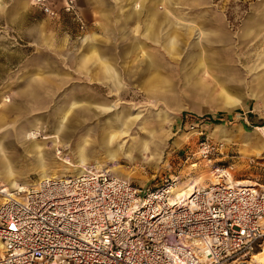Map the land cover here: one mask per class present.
<instances>
[{"label":"rangeland","instance_id":"rangeland-1","mask_svg":"<svg viewBox=\"0 0 264 264\" xmlns=\"http://www.w3.org/2000/svg\"><path fill=\"white\" fill-rule=\"evenodd\" d=\"M114 2L113 14L105 10V0L85 2L94 14L87 17L83 0H0V139L6 150L0 153V185L11 191L37 181L29 142L52 136L72 113L68 133L57 145L46 141L45 160L36 159L38 166L45 163L40 173L47 177L76 175L84 165L142 191L175 178L174 193L187 196L193 183L214 182L217 171L226 170L231 182L264 187V127L256 126L264 122V89L258 88L264 82V0H193L176 6L186 14L201 10L206 29L220 27L223 39L251 49L254 60H184L182 55L156 60L154 71L146 60L131 59L147 54L141 44L132 47L141 28L134 17L120 15L128 6ZM184 30L176 31L181 39L176 56L194 44L193 31L187 38ZM103 39L118 42L117 52L100 48ZM95 56L113 64L121 79L104 84L74 73L81 60ZM118 60L133 63L118 65ZM159 71L160 81L155 79ZM149 78L156 86L159 82L153 94L156 86L147 84ZM86 107L97 108L85 116ZM100 127L107 129V146L97 141ZM61 161L72 167L59 166ZM11 180L13 186L7 184Z\"/></svg>","mask_w":264,"mask_h":264},{"label":"built area","instance_id":"built-area-1","mask_svg":"<svg viewBox=\"0 0 264 264\" xmlns=\"http://www.w3.org/2000/svg\"><path fill=\"white\" fill-rule=\"evenodd\" d=\"M176 184L142 191L84 167L0 192V264H259L264 187L226 170L184 198Z\"/></svg>","mask_w":264,"mask_h":264},{"label":"crops","instance_id":"crops-1","mask_svg":"<svg viewBox=\"0 0 264 264\" xmlns=\"http://www.w3.org/2000/svg\"><path fill=\"white\" fill-rule=\"evenodd\" d=\"M107 2V6L105 7V10H110L112 11V14L116 12L115 8V2L114 1H120V4H125V6H128L129 8H122L120 11V15L126 16V17H134L135 22H136V28L138 31H140L141 28V34L138 37V41L136 45H133L132 47L134 48H140V45L142 46V52L147 53L145 56H142L140 53H137L135 57H132V60H146V65H149V69L154 71L157 70V65L158 62L156 60H180L179 58L182 57L184 60H254V52L251 49H248L244 51V49L239 47V43L234 41V40H225L223 39V34L221 28H215L213 29H206L204 21L200 18L204 17V13L200 12L201 10H196L194 13H182L181 9H177V5H184L186 4L191 5L193 0H105ZM147 1V2H146ZM198 1V0H196ZM85 2H89V0H83V4L85 6V13L86 16L90 17L93 16L94 14L89 13V10L86 9ZM125 2V3H124ZM130 2V3H129ZM129 3V4H128ZM162 4L164 6V9L158 8L159 5ZM121 5V6H122ZM191 11V10H189ZM194 11V10H192ZM198 11V12H197ZM96 15V14H95ZM196 17L192 18L191 17ZM189 18L183 20V18ZM103 21H107L108 18L106 16L102 17ZM182 20V21H180ZM181 22H185V24H182ZM132 25H129L128 28L132 29ZM185 29L184 30V35L185 37L189 38L190 34L193 31V39H194V44L191 46L190 50L186 51L184 53V50H182L179 56H176L178 52L180 51V42L181 39L176 36V31L178 29ZM137 31V32H138ZM128 35L131 36L133 35V32L128 30ZM215 36V39H212V36ZM212 39V40H211ZM103 44L101 45L100 48H108L110 50V53L114 54L117 52V43L118 42H113L110 40H102ZM204 43V44H203ZM90 49H94L91 45L88 46ZM147 49L146 51H143L144 49ZM196 50L198 52H196ZM184 53V54H183ZM94 54V53H93ZM176 56V58H175ZM98 60H81V64L83 66L77 67L78 69H74V73H79L80 71L85 74L89 79L92 78V80H101L104 84L106 83H111L112 80H117L121 79L120 73H118L117 68L111 64L106 62L104 58L101 56H97ZM129 64L133 63L130 60H125L122 64L127 66ZM118 65L120 64V61H117ZM117 65V67H118ZM73 70V68H72ZM148 70V69H146ZM76 73V74H77ZM160 71L157 74L158 80L160 81L159 78ZM78 75V74H77ZM127 77V75H122V77ZM154 79V78H153ZM149 81L147 84H151V87L153 88L156 83V80H153L149 78ZM91 83V82H90ZM47 85V83H45ZM89 85V83H88ZM88 93L90 90V87H87L86 85L84 86ZM260 89H264V82L259 84ZM159 89V82L157 83L156 88L153 89L152 94L158 91ZM151 93V92H149ZM148 94V93H146ZM38 96L33 95V101H39ZM74 102V101H73ZM79 102H75L73 106H76ZM29 105V103H28ZM27 105V106H28ZM103 105H100L103 108ZM99 106V105H97ZM30 107L28 106V109ZM87 109L83 112L85 116L90 115L91 112H95L94 108H89L86 107ZM71 111L72 108L70 109ZM27 112V111H25ZM102 112V111H100ZM73 114H67L63 120H62V131L58 137H64V135L67 132L68 127L66 125H69L71 128L72 123L74 122ZM66 124V125H65ZM107 123L106 125H108ZM60 125V124H59ZM78 126V125H77ZM99 130V127H97ZM101 130V135L99 136L100 138H97L98 143L100 145L107 146L109 144V135L108 132L106 131V127L100 128ZM55 136L54 130L52 133V136H44L46 138H52ZM9 137V134L7 132L6 138ZM102 138V139H101ZM15 141V140H13ZM50 141V140H48ZM87 141V140H86ZM54 145H57L59 142L58 140L56 142H52ZM37 144L41 145V148H45L44 146L46 145V142L41 139V141H37V139H32L31 142H29V147L33 152V167L36 169V174L38 176V179L44 178L46 175L44 173H40V170H43L45 168V163L41 164L40 166L37 165V161L43 162L45 160V150L42 151V153L39 155L38 154V148ZM111 149L108 148V151ZM5 148L3 145V138L0 139V153L5 152ZM37 165V168L35 167ZM59 166L64 167L61 163ZM83 165H81L82 167ZM47 164H46V173H47ZM48 175V174H47ZM48 176H53V175H48ZM47 177V176H46ZM18 182V181H17ZM16 183V180L10 181L7 184H12L13 186ZM20 185V184H19ZM18 185V186H19Z\"/></svg>","mask_w":264,"mask_h":264},{"label":"bare ground","instance_id":"bare-ground-1","mask_svg":"<svg viewBox=\"0 0 264 264\" xmlns=\"http://www.w3.org/2000/svg\"><path fill=\"white\" fill-rule=\"evenodd\" d=\"M73 118V117H72ZM62 123L54 130V134H55V136H53L52 138H44L43 139V141L44 142H46V141H48V140H50V141H52V142H56L57 140H58V137H59V135H60V133H61V131L63 130L62 129ZM101 128V127H100ZM107 131V130H106ZM102 139V138H101ZM37 148H38V154L40 155L41 153H42V151L43 150H45V148L43 149V148H41V145L40 144H37ZM107 151H108V149H107ZM108 153V152H107ZM106 153V154H107ZM112 154H108L107 156H111ZM44 161V160H43ZM61 164L64 166V168H71L72 167V165L69 163V162H67V161H61ZM84 168V165L81 167V169H83ZM82 172V171H81ZM76 175H78V174H76ZM48 177H55V176H48ZM48 177H44V178H48ZM42 179V178H41ZM235 184H237V185H246V186H255V184H245V182H235ZM2 185H0V189H2L3 188V191H0V192H2V193H6V194H10V192L11 191H13V190H16L17 188H20V186L19 187H17L16 186V188L15 189H13V190H11L10 191V189L9 188H7L6 186H2ZM178 186H179V183H177L176 184V187H175V189L172 191V194H173V196L175 197V198H184V197H186V195H183L184 194V192L185 191H180V192H176V193H174V191L178 188ZM195 186H198L197 185V182H195V183H193L189 188L190 189H193ZM186 190V189H185ZM188 196V195H187ZM253 259L256 261V262H258L259 264H264V246L262 247V250H260L259 252H257L254 256H253Z\"/></svg>","mask_w":264,"mask_h":264},{"label":"trees","instance_id":"trees-1","mask_svg":"<svg viewBox=\"0 0 264 264\" xmlns=\"http://www.w3.org/2000/svg\"><path fill=\"white\" fill-rule=\"evenodd\" d=\"M240 112L236 111L235 115H239ZM183 115V114H182ZM203 118L207 119L208 121H212L211 118L209 116H203ZM213 123H217L218 121H212ZM257 127H264V122H261L260 124L256 125Z\"/></svg>","mask_w":264,"mask_h":264}]
</instances>
